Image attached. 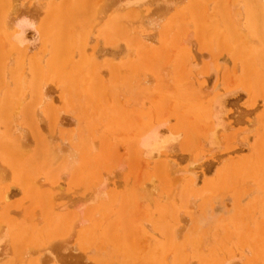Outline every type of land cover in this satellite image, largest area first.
Instances as JSON below:
<instances>
[{
  "label": "rangeland",
  "instance_id": "1",
  "mask_svg": "<svg viewBox=\"0 0 264 264\" xmlns=\"http://www.w3.org/2000/svg\"><path fill=\"white\" fill-rule=\"evenodd\" d=\"M131 1L0 0V142L8 147L0 149V229L9 235L0 244V264H212L215 258L213 264H264V59L257 36L233 39L230 29L236 22L251 31L246 0H232L229 9L220 0H200L203 16L191 0L125 7ZM16 13L33 22L25 31L32 51L28 42L12 41ZM147 15L156 24L140 20ZM212 23L221 24L219 31ZM44 92L49 99L41 98ZM153 127L176 138L161 156L148 158L137 143ZM62 140L71 149L58 145ZM53 145L64 149L47 153ZM10 148L24 150L21 164L33 162L27 189L12 177ZM101 179L105 196L79 212L76 200ZM34 186L54 199L41 204L28 194ZM88 206L100 208L97 220L88 213L84 220ZM3 215L27 229V243L12 237ZM155 255L159 261L150 262Z\"/></svg>",
  "mask_w": 264,
  "mask_h": 264
},
{
  "label": "bare ground",
  "instance_id": "2",
  "mask_svg": "<svg viewBox=\"0 0 264 264\" xmlns=\"http://www.w3.org/2000/svg\"><path fill=\"white\" fill-rule=\"evenodd\" d=\"M68 1V0H67ZM78 1H80V0H78ZM156 1V0H155ZM155 1H152V0H132L131 2H126V3H124L125 4V7L127 6H129V5H134V6H136L137 7V5H143V4H145L146 2L148 3H152L153 4V2H155ZM157 1H159V0H157ZM156 1V2H157ZM164 2L163 4H167L168 5V3L169 2H167L166 3V1L167 0H160V2ZM180 1V0H179ZM213 1V0H212ZM69 2H72V1H69ZM181 2H182V0H181ZM193 2V4L195 5L194 7L196 8L195 10H197V12H199V11H202V9H201V5L199 4V2H200V0H191L190 1V4ZM233 1L232 0H220V3H221V5L224 7V8H226L227 7V9H229V7L232 5V6H234L233 5V3H232ZM246 2H247V4H248V9L250 8V11L248 10V13L251 15V18L249 17V20H248V24H249V26H250V30L251 31H243L242 29H239L240 28V26H237V25H234L235 23H232L233 24V28H230V29H232L231 31H232V33H231V36H233L234 38L233 39H237L238 37H247L248 35H247V33H253V35L254 36H257V38H258V40L260 41V43H261V46H262V48H261V50L259 51V56L260 57H263V59H264V0H246ZM18 3V2H17ZM81 3V2H80ZM87 3V2H86ZM146 3V4H147ZM159 2H157V4H158ZM224 3H226V6H224L223 4ZM69 4V3H68ZM83 3H81V5H82ZM135 4H137V5H135ZM203 4V3H202ZM230 4V6H228ZM132 5V6H133ZM161 5V4H160ZM172 5V4H171ZM204 5V4H203ZM205 5H206V3H205ZM12 6V5H11ZM66 6V5H65ZM71 6V5H70ZM155 6V5H154ZM163 6V5H162ZM170 6V5H169ZM199 6H201V7H199ZM72 7V6H71ZM55 8V7H54ZM69 8V7H68ZM116 8V7H115ZM172 8V7H171ZM206 8V7H205ZM230 8H234V7H230ZM62 9V8H61ZM133 9V8H132ZM51 10H53V9H51ZM57 10V9H56ZM135 10V9H134ZM193 10V9H192ZM204 10V9H203ZM207 10V9H206ZM231 10V9H230ZM230 10L228 11V12H230ZM66 11H70V10H68V9H66ZM131 11V10H130ZM129 11V12H130ZM141 11V10H140ZM236 11V10H235ZM2 12V11H1ZM80 12V11H79ZM139 12V11H138ZM204 12H205V10H204ZM56 13V12H55ZM57 13H58V10H57ZM199 13H201V16H203V14H202V12H199ZM199 13H198V15H199ZM17 14V15H16ZM15 14V16H17L16 18H15V16L13 17V19H11V20H15L16 19V24L14 25V22H13V25H14V27L15 28H18V30L16 29V33L14 34L13 33V35L11 36V38H13L12 39V41L14 40V41H16L15 42V44H17V45H19V46H21L22 44H23V42L24 43H26V42H28L30 39H27V36H29V35H25V31H26V29H28L29 27H32V25H33V22L29 19V18H27L26 16H24L25 14H22L23 16H18V13H16ZM20 14V13H19ZM67 14V13H66ZM69 14V13H68ZM210 14V13H209ZM233 14H235V13H233ZM1 15V14H0ZM21 15V14H20ZM76 15V14H75ZM136 15V14H135ZM141 15V14H140ZM208 15V14H207ZM246 15V14H245ZM55 16V15H54ZM187 16V15H186ZM242 16V15H241ZM64 17H66L65 15H64ZM76 17H78V15H76ZM184 17H185V15H184ZM231 17V16H230ZM15 18V19H14ZM157 18V17H156ZM155 18V19H156ZM187 18V17H186ZM195 18V17H194ZM201 18H203V17H201ZM200 18V19H201ZM231 18H234V17H231ZM1 19V18H0ZM32 19V18H31ZM49 19V18H48ZM68 19V18H67ZM145 19V20H144ZM204 20H206V17L205 18H203ZM202 19V20H203ZM235 19V18H234ZM47 20V19H46ZM140 20L141 21H143V22H146V24H148V25H150V26H153L154 24H156V21H154L151 17H148V15L144 18L143 16L142 17H140ZM240 20V19H239ZM238 20V21H239ZM2 21V20H1ZM0 21V22H1ZM65 21V20H64ZM126 21V20H125ZM138 21V20H137ZM140 21V22H141ZM201 21V20H200ZM207 21V20H206ZM234 21V20H233ZM236 21V20H235ZM7 22V21H6ZM35 22V21H34ZM142 22V23H143ZM216 22V21H215ZM4 23H5V21H4ZM48 23V22H47ZM198 23V22H197ZM208 23V22H207ZM6 24V23H5ZM8 24V23H7ZM7 24L5 25V27L6 28H8L7 27ZM9 24H12V22L11 23H9ZM36 24V23H35ZM57 24V23H56ZM202 24H204V21H203V23ZM216 24H218V23H216ZM238 24V23H237ZM47 25V24H46ZM219 25V24H218ZM221 25V24H220ZM215 26V24H210V26H209V28H212L213 30H215V29H218V27H219V29H220V27L221 26ZM229 25V24H228ZM11 26V25H10ZM145 26H147V25H145ZM198 26V25H197ZM202 26V25H201ZM0 27H2V26H0ZM5 27H4V29H5ZM239 27V28H238ZM10 28V27H9ZM8 28V29H9ZM33 28V27H32ZM35 28V27H34ZM43 28V27H42ZM46 28H48V25L45 27V29ZM204 28V27H203ZM236 28V29H235ZM238 28V29H237ZM49 29V28H48ZM48 29H47V31H48ZM59 29V28H58ZM219 29H218V31H219ZM247 29V28H246ZM6 30V29H5ZM33 30H35V29H33ZM204 30V29H203ZM202 30V31H203ZM38 31V30H37ZM69 31V30H68ZM135 31V30H134ZM168 31V30H167ZM185 31V30H184ZM209 31V30H208ZM217 31V30H216ZM34 32V31H33ZM43 32V31H42ZM41 32V33H42ZM169 32V31H168ZM36 33V32H35ZM46 32L44 31V33H43V35L45 34ZM170 33V32H169ZM216 33V32H215ZM220 33L222 34L223 32L222 31H220ZM168 34V33H167ZM200 34H204L203 32L201 33L200 32ZM200 34H198L199 36H200ZM1 35V34H0ZM36 35V34H35ZM56 35V34H55ZM57 35H58V32H57ZM201 35V36H202ZM205 35V34H204ZM38 36V35H37ZM134 36H135V34H134ZM166 36V35H165ZM169 36V35H168ZM56 37V36H55ZM139 37V36H138ZM189 37H191V36H189ZM222 37H223V35H222ZM10 38V37H9ZM29 38H31V34H30V36H29ZM34 38V37H33ZM54 38V37H53ZM67 38V37H66ZM199 38V37H198ZM202 38V37H201ZM242 39H246V38H242ZM66 40H68V39H66ZM65 40V41H66ZM202 40V39H201ZM222 40V39H221ZM3 41V40H2ZM5 41V40H4ZM14 41H13V43H14ZM32 41H33V39H32ZM172 41V40H171ZM257 41V40H256ZM1 42V41H0ZM37 42V41H36ZM70 42V41H69ZM69 42L67 41V42H65L64 44H67V45H69ZM183 42V41H182ZM258 43V42H257ZM4 44V43H3ZM8 44V43H7ZM27 44V43H26ZM25 44V45H26ZM259 45V44H258ZM3 46V45H2ZM32 46H33V44H32ZM145 46V45H144ZM6 47H7V45H6ZM30 47H31V45H30V43L28 42V45L26 46V50H27V52H28V49L30 50ZM23 48V47H22ZM25 48V47H24ZM34 48V47H33ZM224 48V47H223ZM4 49V48H3ZM10 50H12V49H10ZM66 50V49H65ZM5 50H3L2 52H4ZM30 51H32V50H30ZM67 51H69L68 49H67ZM66 51V52H67ZM14 52V51H13ZM27 52H25V54L27 53ZM65 52V53H66ZM9 53V52H8ZM11 54H12V51L10 52ZM9 53V54H10ZM87 53V52H86ZM21 54V53H20ZM3 55H4V57H6V54H4L3 53ZM8 55V54H7ZM64 56V55H63ZM4 57H3V59H4ZM8 57H10V56H8ZM8 57H7V59L5 58L4 60H8ZM191 58V57H190ZM3 59H1V61L3 60ZM23 62V61H22ZM21 62V63H22ZM4 63V65L7 63H5V62H3ZM191 65V64H190ZM193 66V65H192ZM39 67V66H38ZM195 67H196V65H195ZM0 68H2V67H0ZM2 70H4V69H2ZM23 70V69H22ZM21 70V71H22ZM41 70V69H40ZM20 71V72H21ZM213 71V70H212ZM171 72V71H170ZM4 74L6 73L5 72V70H4V72H3ZM2 73V74H3ZM24 73V72H23ZM22 73V74H23ZM120 73V72H119ZM26 74V73H25ZM37 74V73H36ZM216 74V73H215ZM19 75V74H18ZM20 76V75H19ZM41 76V75H40ZM151 76V75H150ZM0 77H2V76H0ZM39 77V76H38ZM4 78V77H3ZM3 78H1V79H3ZM21 78V77H20ZM25 78V77H24ZM25 80V79H24ZM23 80V81H24ZM153 80V79H152ZM21 81V80H20ZM38 81H40L39 79H38ZM87 81V80H86ZM42 82V81H41ZM144 82V81H143ZM2 83V82H1ZM21 84V83H20ZM39 86V85H38ZM37 87V86H36ZM23 88V87H22ZM38 88V87H37ZM22 91V90H21ZM23 91H24V89H23ZM41 91H42V93H43V89L41 88ZM212 92V91H211ZM227 92V91H226ZM231 92V91H230ZM22 93V92H21ZM45 93V92H44ZM23 95V94H22ZM22 95H20V96H18V97H21ZM45 95H46V93L41 97V98H44L45 97ZM219 95V94H218ZM218 95H216L214 98H213V100L215 101L216 99L215 98H217V100L215 101L216 102V104L219 102V98L220 97H218ZM222 95V94H221ZM221 95H219V96H221ZM223 95H225V94H223ZM35 96V95H34ZM36 97V96H35ZM46 97H47V95H46ZM46 97L44 98V100H47V99H49L48 97H47V99H46ZM22 98V97H21ZM34 98V97H33ZM41 98L40 99H38V103H40L42 100H41ZM19 99V98H18ZM23 99V98H22ZM212 100V101H213ZM34 101V100H33ZM11 102H13V101H11ZM215 102H213V103H215ZM53 103V102H52ZM19 104V103H18ZM41 104V103H40ZM47 104V103H46ZM220 104V103H219ZM16 105H17V103H16ZM39 105V104H38ZM129 106V105H128ZM18 107H19V105H18ZM27 107H29L30 108V106L28 105V106H26V108L25 109H27ZM35 107H37V104L35 105ZM45 107V106H44ZM216 108V107H215ZM222 108H223V105H222ZM31 109V108H30ZM36 109V108H35ZM38 109V108H37ZM41 109V108H40ZM220 109V108H219ZM15 110V109H14ZM16 110H17V108H16ZM15 110V111H16ZM34 110V109H33ZM222 110V109H221ZM41 110H39V112H40ZM49 111V110H48ZM52 111V110H51ZM12 112H14V111H12ZM35 112V111H34ZM34 112H33V114H34ZM16 113H17V111H16ZM30 113L31 112H29L27 115H28V118H29V115H30ZM53 113V112H52ZM219 113V112H218ZM32 114V113H31ZM44 114H45V112H44ZM221 114V113H220ZM12 116L10 117L11 119H12V117H13V115H17V114H11ZM35 116L37 115V117H38V114L36 113V114H34ZM49 115H50V113H49ZM212 115V114H211ZM4 116L6 117L7 115H3V117L2 118H4ZM18 116V115H17ZM16 116V117H17ZM54 116V115H53ZM52 116V117H53ZM214 116L216 117V124H215V126H217L218 124H219V119H218V117H217V113L215 112L214 113ZM9 117V116H8ZM51 117V118H52ZM214 117V118H215ZM9 118V119H10ZM15 118V117H14ZM14 118H13V120H14ZM30 118H31V116H30ZM49 118V117H48ZM54 118V117H53ZM56 118V117H55ZM214 118H213V120H214ZM8 119V118H7ZM16 119V118H15ZM33 119V118H32ZM34 119H36V118H34ZM136 119V118H135ZM58 121H59V123H61L63 120L61 119V122H60V118H59V116H58V119H57ZM56 120V122H55V126H56V124H58L57 121ZM5 121V120H4ZM28 121V120H27ZM30 121H31V119H30ZM36 121H37V119H36ZM222 121V120H221ZM2 122V121H1ZM7 122V121H6ZM38 122V121H37ZM3 123V122H2ZM15 123V122H14ZM34 123V122H33ZM64 123V121L61 123V124H63ZM164 123V122H163ZM215 123V122H214ZM13 124V122H11V125ZM162 123H160V125H161ZM15 125L16 124H14L13 126L15 127ZM19 125V124H18ZM51 125V124H50ZM153 125V124H152ZM158 124H156L155 126H157ZM12 126V128L13 129H19V126H17L16 125V127L14 128ZM29 126V125H28ZM30 126H32V125H30ZM54 126V125H53ZM54 126V127H55ZM58 126V125H57ZM59 126H62V125H59ZM59 126H58V128H59ZM52 127V126H51ZM53 127V128H54ZM152 127V126H151ZM160 126H158V128H159ZM11 128V129H12ZM22 128V127H21ZM158 128H156V127H153V128H148V130H146L145 131V133L143 134V132H142V134L141 135H139V141L140 142H138L137 144V146H139L138 148H140V151H141V148L143 149V152H144V154H147L146 156L148 157V156H150L151 154H154V152H155V154H158L159 153V151H162L161 149H163L164 150V148H167V146H169L174 140H175V135L174 134H176V132H174V134H172V135H174V136H172L171 137V130H170V132H168V133H163V132H160V131H158ZM213 128H214V126H213ZM212 129V128H211ZM21 130H23V129H21ZM20 130V131H21ZM51 130V129H50ZM54 131L56 130V128L55 129H53ZM16 131V130H15ZM14 130H13V132L10 130V134L11 133H13V134H15L14 132H15ZM19 131V132H20ZM32 131V130H31ZM144 131V130H143ZM162 131V130H161ZM167 131H169V130H167ZM167 131H164V132H167ZM212 131V132H211ZM18 132V130H17V134L19 133ZM210 132H211V134H210ZM21 134H22V132H20ZM19 133V134H20ZM209 134V142L210 141H212V139H213V135H214V131L213 130H209V132H208ZM21 134L19 135V136H21ZM24 134V133H23ZM32 135H34V132H32L31 133ZM12 135V134H11ZM18 136V137H19ZM25 136V135H24ZM72 136V135H71ZM17 137V138H18ZM52 137H54V136H52ZM88 137V136H87ZM175 137V138H174ZM48 138V137H47ZM70 138H72L73 139V137H70ZM172 138L174 139V140H172ZM71 139V140H72ZM87 139V138H86ZM86 139H82L83 141H85ZM19 140V139H18ZM81 140V141H82ZM63 141H65V140H62L61 142H60V144H58V145H61V146H63L62 144L64 143ZM3 141H1L0 142V149H4V150H7V148L5 147V145L2 143ZM32 142V141H31ZM63 142V143H62ZM66 142V141H65ZM11 142H9V144H10ZM83 143V142H82ZM85 143V142H84ZM140 143V144H139ZM8 144V145H9ZM13 144V143H12ZM11 144V145H12ZM17 144V143H16ZM65 144V143H64ZM79 144H81V142L79 143ZM50 145V144H49ZM57 145V144H56ZM56 145H53V146H56ZM65 145H68V144H65ZM64 145V146H65ZM77 145H78V143H77ZM84 145V144H83ZM218 145V144H217ZM14 146H15V144H14ZM51 147V146H49V147H51V148H48V150H50V151H48L47 153H49V152H52V153H54V152H56V153H58V152H60L61 150H63L62 149V147ZM69 147H70V145H68ZM68 146H66L65 148H67ZM140 146H142V147H140ZM13 147V145L11 146V148ZM18 147H20V146H18ZM17 146H16V148H18ZM69 147H68V149H69ZM74 147H76V146H74ZM74 147H73V149H74ZM79 147V146H78ZM84 147V146H83ZM87 147V146H86ZM94 147V146H93ZM11 148L9 149L10 151H11ZM70 149H71V147H70ZM69 149V150H70ZM72 149V151H75V150H73ZM85 149V148H84ZM109 149V148H108ZM14 150H16L15 149V147H14ZM95 150V149H94ZM94 150H92V151H94ZM13 151V150H12ZM11 151V152H12ZM68 151V150H67ZM89 151V150H88ZM169 152V150H166V152ZM22 152H24V150H21L20 148L18 149V152H12L11 154H9L8 156H7V160H6V162H8L10 165L9 166H11V170H12V172H11V170H10V172L12 173V177L14 178V179H16V180H18V182L22 185V187H25L26 189L28 188V186H29V181L30 180H28V178H27V176H26V172H30V171H33V166H32V164H33V162L30 160V159H28V161H27V163L26 164H21L20 162H19V160L21 159V157H22ZM71 152V151H70ZM81 152V151H80ZM83 152V151H82ZM143 152H142V154H143ZM158 152V153H157ZM10 153V152H9ZM46 153V152H45ZM72 153V152H71ZM88 152H86V154H87ZM140 153V152H139ZM77 154V153H76ZM80 154V153H79ZM85 154V153H84ZM84 154H81V158H83L84 159V156L82 157V155H84ZM85 154V155H86ZM143 154V155H144ZM154 154V156L156 157V155ZM163 154H164V152H163ZM170 154V153H169ZM48 156H49V154H47ZM71 155V154H70ZM143 155H141V156H143ZM159 155H160V153H159ZM167 155V154H166ZM171 155V154H170ZM50 156H51V154H50ZM54 156V155H53ZM151 156H153V155H151ZM158 156V155H157ZM161 156V155H160ZM168 156V155H167ZM172 156V155H171ZM2 157V156H1ZM57 157V156H56ZM77 157V156H76ZM146 157V158H147ZM162 157H163V155H162ZM170 157V156H169ZM55 158V157H54ZM87 158V157H86ZM89 158V157H88ZM92 158V157H91ZM144 158H145V155H144ZM148 158H150V157H148ZM152 158V157H151ZM154 158V157H153ZM14 159V160H13ZM58 159V158H57ZM78 159V158H77ZM76 159V160H77ZM85 160V159H84ZM94 160V159H93ZM69 161V160H68ZM66 162L68 165H69V162ZM88 162H90L89 160H87ZM17 162H18V164H17ZM72 162V161H71ZM83 161L80 159V165L82 164H84V163H82ZM85 162H86V160H85ZM87 162V163H88ZM72 164V163H71ZM160 164V163H159ZM35 165V164H34ZM4 166V165H3ZM65 166L66 167H71L70 165L69 166H67L66 164H65ZM5 167V166H4ZM48 167V166H47ZM1 168V167H0ZM49 168V167H48ZM68 168V169H69ZM72 168V167H71ZM70 168V169H71ZM3 169H5V168H3ZM69 169V170H70ZM190 169V168H189ZM189 169H187V170H189ZM1 170V169H0ZM186 170V171H187ZM190 170H192V168L190 169ZM69 172V171H68ZM76 172V171H75ZM187 172H191V171H187ZM70 173V172H69ZM194 171H192V173H190L192 176H194ZM252 173V172H251ZM77 174V173H76ZM79 174H81V173H79ZM78 174V176L77 175H74L75 177L77 176L78 178H80V177H82V176H80ZM94 174V173H93ZM108 174V173H107ZM137 174V173H136ZM11 175V174H10ZM58 175H59V173H58ZM95 176H97L98 175V173H97V175L96 174H94ZM110 175V174H109ZM80 176V177H79ZM100 176V175H99ZM103 176V175H102ZM107 175H105V176H103V178L105 179V177H106ZM255 176V175H254ZM76 177V178H77ZM98 177V176H97ZM91 178H92V176H91ZM193 178V180H195L194 179V177H192ZM106 179H107V177H106ZM106 179H105V183H106ZM151 179V178H150ZM150 179H149V181H150ZM38 180V179H37ZM102 180L103 179H101V182L100 183H98V184H100V185H98V187L97 186H91L90 185V191H92L93 189L92 188H94L95 189V191H94V193H93V195H92V192H91V194L89 193L88 194V192H90V191H87L86 193L88 194L87 196H84L83 195V197H80L79 196V198H81V201H80V199L79 200H76V199H74V201L76 200V202L77 201H79V202H77V205H75V203L73 204V205H75V206H77V208L74 206L73 207V209L74 208H76V209H78V211L79 212H82V209L83 208H85V207H83L82 205H84V204H89L88 202H94L95 200H97L96 198L98 197H104L105 196V193H104V189L102 190V188L104 187L103 186V182H102ZM108 180V179H107ZM110 180V179H109ZM154 180V179H153ZM237 180H238V178H237ZM32 181H33V179H32ZM52 182L53 181H55V180H51ZM110 182V181H109ZM112 183H114L113 181H112ZM194 183V181L191 183V184H193ZM58 183H56L55 185H57ZM151 184V183H150ZM42 186V185H41ZM49 186V185H48ZM89 186V185H88ZM92 187V188H91ZM95 187H97V188H95ZM111 187V186H110ZM126 187V186H125ZM105 189H106V187H104ZM116 188V187H115ZM61 189H62V187H61ZM92 189V190H91ZM2 191H3V189H1ZM50 191V190H49ZM49 191L48 190H39V191H37V189H36V187L34 186L33 187V189L31 188V189H29L28 190V194H29V196H31V197H33L34 199H37L38 200V202L40 201L41 202V204H49V202L52 200V199H54L53 198V196L51 195V197H52V199L50 198V195H49ZM1 192V191H0ZM7 192V191H6ZM107 192H109V190L107 191ZM70 193V192H69ZM129 193V192H128ZM131 193V192H130ZM6 194V193H5ZM112 191L111 192H109L108 193V196H107V198H109V202H108V205L109 204H111V200H112ZM90 195H92L91 197H89ZM128 195V194H127ZM143 195L145 196L146 195V192H143ZM6 196H7V194L5 195V197H4V194L2 195V197L4 198V199H6ZM73 196V195H72ZM59 197V196H58ZM84 197H86L85 199H84ZM62 198V197H61ZM82 198H83V200H82ZM88 198V199H87ZM57 199V198H56ZM100 199V198H99ZM127 199V198H126ZM67 200V199H66ZM70 200V199H69ZM161 200V199H160ZM68 201V200H67ZM98 201V200H97ZM115 201V200H114ZM96 202V201H95ZM125 202H126V200H123V204H125ZM118 203V202H117ZM128 203V202H127ZM65 204V203H64ZM91 204V203H90ZM116 204V203H115ZM66 205V204H65ZM107 205V206H108ZM72 206V205H71ZM80 206V207H79ZM91 206V205H90ZM107 206H104V210H105V208L107 207ZM51 207H52V205H51ZM63 207V206H62ZM83 207V208H82ZM64 208V207H63ZM80 208H82L81 209V211H80ZM98 208V207H97ZM96 207L95 208H91V207H89L88 206V210H87V212L86 211H84L85 213H84V217H85V219L83 218V217H81V213H79L78 212V215H77V218L75 219V221H80L79 222V225L81 224V218H83L84 220H86V217L88 216V215H90L91 214V216H89V218H93L94 217V215L95 214H99V209L98 210H96L97 209ZM59 209V208H58ZM95 209V210H94ZM107 209V208H106ZM94 210V211H93ZM76 211V210H75ZM101 211H103L102 210V208H101ZM45 212V211H44ZM43 212V213H44ZM171 212H173L172 210H171ZM170 211H169V213H171ZM26 213H28V212H26ZM88 213V215L86 216V214ZM120 213H122V211L120 212ZM168 213V212H167ZM143 214V213H142ZM46 215H47V211H46ZM74 214L71 212L70 214H67L66 215V217H64L65 219H67V217L68 216H71V217H74L73 216ZM4 216V215H3ZM97 215H95V217H96ZM104 216V215H103ZM81 217V218H80ZM94 217V218H95ZM2 218H6V215L4 216V217H2ZM46 218V217H45ZM88 218V217H87ZM88 218V219H89ZM102 218V217H101ZM7 219V218H6ZM77 219H79V220H77ZM83 219H82V221H83ZM96 219V218H95ZM95 219H92V220H94L95 221ZM8 221H5V222H8V224L10 225V228H8L7 230H9V233L11 234V231H12V237L14 238V237H18V236H20V238L19 239H23V240H21V242L23 241V242H28L29 240H30V238H29V235L27 234L26 235V233H27V229H22V232L21 231H19V228L21 227V226H19V225H17V224H15L14 222H12L10 219H7ZM49 220V219H48ZM91 220V219H90ZM97 220V219H96ZM52 221V220H51ZM78 222H77V224H78ZM1 223H3V222H1ZM0 223V226L1 225H4V224H1ZM65 223V222H64ZM75 223V222H74ZM83 223V222H82ZM87 223V222H86ZM91 223H92V221H91ZM98 223V222H97ZM94 224H95V222H94ZM5 225H6V223H5ZM94 226V225H93ZM34 227V226H33ZM77 227V226H76ZM129 227V226H128ZM30 229L32 228V226L31 227H29ZM28 228V229H29ZM130 228V227H129ZM129 228H127L126 227V229H129ZM184 228V227H183ZM84 229H88V228H78V230H80L79 232H83L84 231ZM32 230V229H31ZM171 229L167 226L166 228H165V230H164V232H165V234H166V232L167 231H170ZM176 230V229H175ZM175 230H174V232H173V234H176V232H175ZM260 230V229H259ZM6 231V230H5ZM4 231V232H5ZM90 231V230H89ZM89 231H88V233H89ZM125 231H127V230H125ZM124 231V233H125V235H126V232ZM150 231V230H149ZM3 232V230L2 229H0V244H2L3 243V241L6 239V237L7 236H9V235H7L8 234V232H6V233H4ZM90 233L91 234H93L94 232H91L90 231ZM167 235V234H166ZM170 235V234H169ZM176 235H173V241H174V237H175ZM37 237V236H36ZM159 237V236H158ZM170 237H172V234L170 235ZM177 237V236H176ZM7 239H9V238H7ZM60 239V238H59ZM125 239V238H124ZM198 239H199V237H198ZM25 240H28V241H25ZM195 240V239H194ZM201 240V241H200ZM199 241L202 243V239H200ZM198 241V242H199ZM5 242H7V241H5ZM32 242V241H31ZM199 242V243H200ZM199 243L197 244V245H199ZM200 243V244H201ZM204 243V242H203ZM8 244V243H7ZM17 244V243H16ZM23 244V243H22ZM120 244V243H119ZM5 245H6V243H5ZM19 245V244H18ZM27 245V244H26ZM25 245V246H26ZM194 245H196V244H194ZM120 246V245H119ZM132 243L131 242H129L128 241V249L131 247V249H132ZM155 247L157 246V245H154ZM153 246V247H154ZM167 246V245H166ZM9 247V246H8ZM7 247V248H8ZM21 247V246H20ZM28 246H26L25 247V249L27 248ZM200 247V246H199ZM202 247V246H201ZM157 248V247H156ZM1 249V248H0ZM136 249V248H135ZM157 249H159V250H161V248H157ZM7 250V249H6ZM19 250H21L20 248H18V246H16L15 245V251H16V253H17V251H19ZM28 250V249H27ZM158 250V251H159ZM166 250V249H165ZM256 250V249H255ZM157 252V251H156ZM24 253V252H23ZM152 253H154V252H152ZM211 253V252H210ZM248 253V252H247ZM5 254V253H4ZM131 254V251L129 252V255ZM158 254V253H157ZM212 254H213V257H214V253L212 252ZM18 256H19V254H17ZM23 255V254H22ZM22 255H20V256H22ZM156 256V255H155ZM179 256H181V255H179ZM216 257V256H215ZM18 258V257H17ZM164 258V257H163ZM240 259H242V258H240ZM148 260L150 261V262H157V261H159V257H154V256H152V257H149L148 258ZM212 260V255H210V259H209V261H211ZM215 260H216V258H215ZM215 260L213 261V263L215 262ZM232 260L233 259H231V262H232ZM167 261V260H166ZM186 262V261H185ZM146 263V262H145ZM212 263V264H213ZM231 264L230 263V261H229V259L227 260V261H224V264ZM31 264H36L35 262H31ZM144 264V263H143ZM153 264H155V263H153ZM161 264H162V261H161ZM223 264V263H222Z\"/></svg>",
  "mask_w": 264,
  "mask_h": 264
}]
</instances>
